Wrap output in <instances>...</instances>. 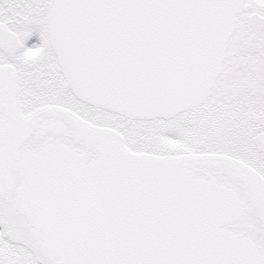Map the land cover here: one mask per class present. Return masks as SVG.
I'll return each instance as SVG.
<instances>
[{
  "label": "snow or ice",
  "instance_id": "obj_1",
  "mask_svg": "<svg viewBox=\"0 0 264 264\" xmlns=\"http://www.w3.org/2000/svg\"><path fill=\"white\" fill-rule=\"evenodd\" d=\"M0 264H264V0H0Z\"/></svg>",
  "mask_w": 264,
  "mask_h": 264
},
{
  "label": "flooded vegetation",
  "instance_id": "obj_2",
  "mask_svg": "<svg viewBox=\"0 0 264 264\" xmlns=\"http://www.w3.org/2000/svg\"><path fill=\"white\" fill-rule=\"evenodd\" d=\"M38 43V36L33 35L27 42H26V47H31L32 44Z\"/></svg>",
  "mask_w": 264,
  "mask_h": 264
}]
</instances>
